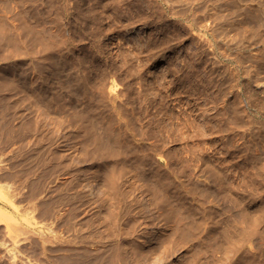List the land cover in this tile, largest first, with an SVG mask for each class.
<instances>
[{
    "label": "rangeland",
    "instance_id": "obj_1",
    "mask_svg": "<svg viewBox=\"0 0 264 264\" xmlns=\"http://www.w3.org/2000/svg\"><path fill=\"white\" fill-rule=\"evenodd\" d=\"M0 182V264H217L264 223V0H0Z\"/></svg>",
    "mask_w": 264,
    "mask_h": 264
},
{
    "label": "bare ground",
    "instance_id": "obj_2",
    "mask_svg": "<svg viewBox=\"0 0 264 264\" xmlns=\"http://www.w3.org/2000/svg\"><path fill=\"white\" fill-rule=\"evenodd\" d=\"M109 39L110 38H108V40ZM91 128H93V127L91 126ZM109 129L105 130L107 135L109 134L108 135L109 139H108V136L105 135V137H107L106 139H104L105 137L103 136L104 137L103 138L104 140H102L103 144L110 142V140L112 139V137H110L111 131H109ZM221 169H222L221 173L218 175L220 176L221 182L225 183L224 184L225 186H223L222 189L217 190V192L216 191H214V192L222 201H224L225 199L227 200V198H230V195H232L231 194L232 192L229 189V187H227L226 179L228 177H227L226 171L223 170L224 168H222V167H221ZM233 206H234V204L232 203L231 207H233ZM244 208H245V206H244ZM228 210H230V209H228ZM222 213H224V212H222ZM238 214H239V211H238ZM237 218H239V217H237ZM237 218H235L234 220L233 219H231V220L227 219L226 225H225L226 229L218 234V236L215 238V241L213 242L214 244L211 242V247L208 249H210V251L212 253L211 255L213 256L214 261H216L217 264H264V228H263L264 223L260 229V225L262 224L263 220L262 221L261 220L260 221H257V220L254 221L249 216L248 220H243V222L239 223L238 221H240V220L239 219L236 220ZM250 221L255 223V225L252 223L254 226H256L255 228H251V224H249V226H248V223H250ZM154 236H155L154 230L153 229L148 230L143 236V242L145 244L151 243L154 239ZM44 240H46V239L44 238ZM11 256H13V255H11ZM36 257H38V256H36ZM0 258H2V257L0 256ZM12 262H14V261H12ZM11 264H14V263H11ZM27 264H29V263H27Z\"/></svg>",
    "mask_w": 264,
    "mask_h": 264
},
{
    "label": "crops",
    "instance_id": "obj_3",
    "mask_svg": "<svg viewBox=\"0 0 264 264\" xmlns=\"http://www.w3.org/2000/svg\"><path fill=\"white\" fill-rule=\"evenodd\" d=\"M2 193L8 194V191H7V187L1 184L0 182V195ZM8 200H9L8 196L7 198L0 197V219L8 223V225H6L5 223L3 224L0 223V236H3V237H5V232L9 230V220H10L9 218L11 216V210H10L11 206ZM8 248L9 247L7 248L4 247L2 252L4 253L10 252V249Z\"/></svg>",
    "mask_w": 264,
    "mask_h": 264
}]
</instances>
